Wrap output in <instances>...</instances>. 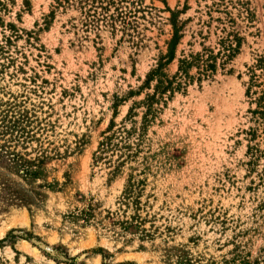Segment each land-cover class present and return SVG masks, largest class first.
<instances>
[{"label": "rangeland", "instance_id": "374dc122", "mask_svg": "<svg viewBox=\"0 0 264 264\" xmlns=\"http://www.w3.org/2000/svg\"><path fill=\"white\" fill-rule=\"evenodd\" d=\"M0 18V264H264V0ZM197 56L215 69L179 71Z\"/></svg>", "mask_w": 264, "mask_h": 264}, {"label": "trees", "instance_id": "16d2710c", "mask_svg": "<svg viewBox=\"0 0 264 264\" xmlns=\"http://www.w3.org/2000/svg\"><path fill=\"white\" fill-rule=\"evenodd\" d=\"M172 22H173V27H174V36H173V39L169 45V54L167 57H165V59H167V62L166 63H161L160 66H159V69L156 70L155 72L151 73L149 76H148V79L149 81H153V80H157L158 84L156 86V91L157 93H160V94H166L167 92H171V93H174L175 92V88L174 87V84L176 82V80H169L167 78V76L165 75V73H163V69L166 65H168L171 61L174 60L175 58V50H176V47L178 45V42L181 38V36L179 35L180 34V31L181 29L178 27V23H177V14H173V18H172ZM0 23H3L2 22V19L0 18ZM231 52L232 51H235L232 47L231 49H229ZM211 61H213V57L210 56L207 60L203 61L201 59L200 56H197V57H193V61H187V60H182L180 61V69L179 71L180 72H183L186 74L187 77L188 74H187V71L188 69H190L192 67L193 64H203V68H205V70H211L213 71L215 69V64H212ZM259 67L262 69V71L264 72V60L261 61ZM178 87H181V84H178ZM179 89V88H178ZM264 97V95H263ZM150 101V99L148 100ZM261 108L264 109V104L262 103ZM152 108V106L150 105L149 106V109ZM150 112V110H149ZM264 112H262L263 114ZM102 146L104 147L105 144H102Z\"/></svg>", "mask_w": 264, "mask_h": 264}]
</instances>
